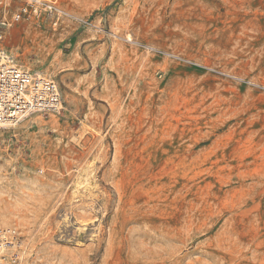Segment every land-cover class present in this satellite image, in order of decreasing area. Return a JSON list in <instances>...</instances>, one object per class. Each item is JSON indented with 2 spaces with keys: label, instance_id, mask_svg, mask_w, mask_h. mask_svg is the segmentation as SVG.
I'll return each instance as SVG.
<instances>
[{
  "label": "rangeland",
  "instance_id": "obj_1",
  "mask_svg": "<svg viewBox=\"0 0 264 264\" xmlns=\"http://www.w3.org/2000/svg\"><path fill=\"white\" fill-rule=\"evenodd\" d=\"M5 1L63 103L0 129L20 264H264V0Z\"/></svg>",
  "mask_w": 264,
  "mask_h": 264
},
{
  "label": "built area",
  "instance_id": "obj_2",
  "mask_svg": "<svg viewBox=\"0 0 264 264\" xmlns=\"http://www.w3.org/2000/svg\"><path fill=\"white\" fill-rule=\"evenodd\" d=\"M5 0H0L1 27H9L5 18ZM47 7L49 10L50 5ZM22 9L13 20L26 13ZM4 32L0 30V41ZM60 90L48 76L18 67L11 57L0 48V129L10 128L32 114L59 113L62 109ZM21 237L15 229L0 228V264H20L18 252Z\"/></svg>",
  "mask_w": 264,
  "mask_h": 264
},
{
  "label": "bare ground",
  "instance_id": "obj_3",
  "mask_svg": "<svg viewBox=\"0 0 264 264\" xmlns=\"http://www.w3.org/2000/svg\"><path fill=\"white\" fill-rule=\"evenodd\" d=\"M28 2H29V4L34 8V11L35 12H37V14H38V8L35 6V4H38L39 6H42V5H46L47 6V4H44L43 2H41V0L39 1V0H28ZM51 3V2H50ZM51 4H53V3H51ZM50 10L52 11V7L50 8ZM52 13L51 12H47L46 13V15H51ZM11 56H12V53L10 54ZM14 56V55H13ZM16 58V57H15ZM12 59V58H11ZM13 63H14V60H13ZM17 66V65H16ZM22 66V65H21ZM19 67V66H18ZM27 68V67H26ZM38 75H41V74H39V73H37ZM61 108H63V103H62V107ZM62 110V109H61ZM60 110V111H61ZM60 113V112H59ZM31 116V115H30ZM25 119V118H24ZM23 119V120H24ZM23 120H21V121H23ZM26 120V119H25ZM5 129V128H4ZM14 136H9V138L10 139H12ZM88 172V171H87ZM86 172V173H87ZM91 172V171H90ZM90 172H88V174L90 173ZM86 173L85 174H83V175H81L80 176V178L78 179V181H77V183H76V186L77 187H81V188H83L84 190H88L89 191V187H90V180L88 181V178H90V177H88L89 175H86ZM91 174V173H90ZM91 184H92V182H91ZM79 189V188H78ZM83 190V191H84ZM85 191V192H86ZM75 193V192H74ZM89 193V192H88ZM77 194H78V192H77ZM0 217H1V215H0ZM5 219H6V217H4ZM10 219V218H9ZM12 220H14V219H12ZM11 224L12 223H8L7 221H5V220H1L0 219V228H5V229H12V226H11ZM13 225V224H12ZM27 245V244H26ZM24 246H25V244H24ZM28 246V245H27ZM26 247H24V249H23V246H22V242H21V250H20V253L18 252V256H19V258L21 259V260H23L22 258L24 257V255H25V253L27 252H25V249Z\"/></svg>",
  "mask_w": 264,
  "mask_h": 264
}]
</instances>
